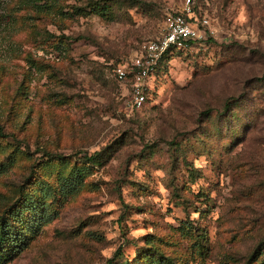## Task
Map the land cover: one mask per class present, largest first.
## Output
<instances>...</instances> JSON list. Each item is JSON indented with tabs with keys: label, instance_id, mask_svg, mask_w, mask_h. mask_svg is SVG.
<instances>
[{
	"label": "rangeland",
	"instance_id": "obj_1",
	"mask_svg": "<svg viewBox=\"0 0 264 264\" xmlns=\"http://www.w3.org/2000/svg\"><path fill=\"white\" fill-rule=\"evenodd\" d=\"M86 2L0 1V210L32 168L51 154L70 158L33 199L50 220L1 264H138L154 252L148 238L187 264H257L264 0H193L217 35L173 51L147 79L140 108L111 68L157 39L184 0H109L110 20L71 15ZM73 162L83 176L75 173L68 193ZM187 222L206 247L203 260L182 235Z\"/></svg>",
	"mask_w": 264,
	"mask_h": 264
},
{
	"label": "trees",
	"instance_id": "obj_2",
	"mask_svg": "<svg viewBox=\"0 0 264 264\" xmlns=\"http://www.w3.org/2000/svg\"><path fill=\"white\" fill-rule=\"evenodd\" d=\"M86 8L83 6H76L71 15H73V13L78 15L94 14L107 20L114 17L112 4L109 3V0H87ZM196 43L200 42L190 41L187 47ZM173 51H166L162 55L151 76L156 74ZM228 106L229 104H226V107ZM1 133L2 129L0 127V135L3 136L4 134ZM99 154L100 153H94L88 156L86 161L91 164L99 162ZM69 159V157L64 155L51 154L46 163L41 165L38 164L37 169L32 168L30 173L19 185L13 186L15 198H8L10 202L6 203L0 210V264L2 262L4 263L9 257L15 256L25 249L32 241L34 233L40 229L42 223H46L50 220V215L46 214L41 206H37V202L34 203L33 199H38L35 195L37 194L38 188L44 183L42 181H47L46 174L48 171L63 168L70 163ZM173 159L175 160V157ZM72 164L71 170L76 171L70 175L62 185V189H65L68 193L72 192V189L79 183L77 180L78 175H75V173L77 172L81 178L83 176L81 166L74 162ZM190 175H192V177L195 175L193 170L190 172ZM187 224V226H182V228H180L182 235L184 238L190 239L192 250H195L198 258L203 260L207 253L206 247L202 239H199L200 234L198 233V229L190 222H187ZM146 243L153 248L154 252L141 254L137 260L138 264H187V261L182 262L175 255H168L161 250L159 246L153 245L151 238H148ZM257 247L250 257V259L254 261H257L261 253H258L259 247ZM121 255L122 253L118 249L114 257H121ZM257 264H264V256L259 259Z\"/></svg>",
	"mask_w": 264,
	"mask_h": 264
},
{
	"label": "built area",
	"instance_id": "obj_3",
	"mask_svg": "<svg viewBox=\"0 0 264 264\" xmlns=\"http://www.w3.org/2000/svg\"><path fill=\"white\" fill-rule=\"evenodd\" d=\"M192 1L184 0L180 12L167 13L163 19L161 35L155 40L145 42L140 53L130 63L118 62L112 66V75L118 82L131 83L132 106L140 108L143 105L147 79L166 51L185 48L190 41L204 40L207 33L217 35V32L208 28L210 22L207 17H197Z\"/></svg>",
	"mask_w": 264,
	"mask_h": 264
}]
</instances>
